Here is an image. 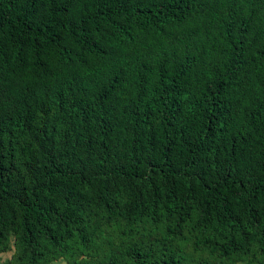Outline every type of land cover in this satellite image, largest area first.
<instances>
[{
  "label": "trees",
  "instance_id": "16d2710c",
  "mask_svg": "<svg viewBox=\"0 0 264 264\" xmlns=\"http://www.w3.org/2000/svg\"><path fill=\"white\" fill-rule=\"evenodd\" d=\"M6 264H264V0H0Z\"/></svg>",
  "mask_w": 264,
  "mask_h": 264
},
{
  "label": "rangeland",
  "instance_id": "374dc122",
  "mask_svg": "<svg viewBox=\"0 0 264 264\" xmlns=\"http://www.w3.org/2000/svg\"><path fill=\"white\" fill-rule=\"evenodd\" d=\"M12 252L4 253L0 255V264H6V261L10 259ZM56 264H65L63 261L57 262Z\"/></svg>",
  "mask_w": 264,
  "mask_h": 264
}]
</instances>
